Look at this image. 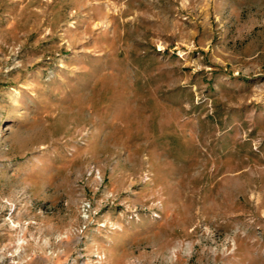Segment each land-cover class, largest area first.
Segmentation results:
<instances>
[{"label": "rangeland", "instance_id": "obj_1", "mask_svg": "<svg viewBox=\"0 0 264 264\" xmlns=\"http://www.w3.org/2000/svg\"><path fill=\"white\" fill-rule=\"evenodd\" d=\"M0 264H264V0H0Z\"/></svg>", "mask_w": 264, "mask_h": 264}, {"label": "built area", "instance_id": "obj_2", "mask_svg": "<svg viewBox=\"0 0 264 264\" xmlns=\"http://www.w3.org/2000/svg\"><path fill=\"white\" fill-rule=\"evenodd\" d=\"M83 203H84V208L87 209L89 207V202L84 201Z\"/></svg>", "mask_w": 264, "mask_h": 264}]
</instances>
